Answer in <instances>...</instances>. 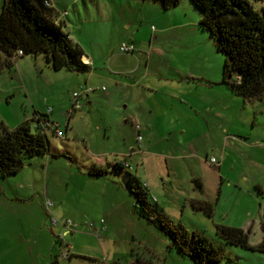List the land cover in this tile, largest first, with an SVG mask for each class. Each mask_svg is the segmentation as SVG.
I'll return each mask as SVG.
<instances>
[{
    "label": "rangeland",
    "instance_id": "374dc122",
    "mask_svg": "<svg viewBox=\"0 0 264 264\" xmlns=\"http://www.w3.org/2000/svg\"><path fill=\"white\" fill-rule=\"evenodd\" d=\"M253 4L260 10L264 0ZM56 7L57 21L92 68L54 70L38 54L19 56L0 71V125L12 129L29 120L34 129L35 110H52L61 135L46 129L51 151L68 154L26 158L18 173L0 177V228L41 230L19 243L13 262L194 264L137 211L128 170L148 185L173 225L221 247V264H264V250L216 233V224L239 227L250 217V244L264 237V92L244 100L222 83L225 56L199 26L201 11L192 0L170 10L152 0H57ZM123 43L133 51H121ZM146 88L154 90L149 97ZM74 92L82 93L80 109H72ZM116 162L129 167L88 174L92 164ZM193 200L214 202L213 216L194 209ZM49 234L50 245L43 239L42 247L32 245L43 254L34 256L30 241Z\"/></svg>",
    "mask_w": 264,
    "mask_h": 264
},
{
    "label": "trees",
    "instance_id": "16d2710c",
    "mask_svg": "<svg viewBox=\"0 0 264 264\" xmlns=\"http://www.w3.org/2000/svg\"><path fill=\"white\" fill-rule=\"evenodd\" d=\"M48 0H3L0 10V71L12 67L19 56L43 54L54 70L67 69L88 72L91 65L83 60L82 47L74 43L56 22V11L46 4ZM164 10H170L182 0H152ZM254 0H192L201 11L199 26L214 36L223 52L222 83L244 100L258 98L264 92V5L258 10ZM22 54L19 55L18 51ZM46 116L43 113H38ZM37 115V113H36ZM33 120V119H32ZM0 177L18 173L26 158L35 155L68 157L67 152H52L46 134L39 127L32 129L25 120L12 129L0 125ZM125 162L108 165L92 164L88 174L106 176L128 169ZM127 189L136 198L137 211L155 223L171 239L177 251L188 256L194 264H221L223 252L205 235L173 225L167 215L150 199L148 186L126 170ZM199 186L201 183L194 179ZM259 193L263 190L256 185ZM194 209L208 217L214 214V202L193 200ZM261 228L264 233V212ZM250 229L216 224V233L226 242L245 248L264 250V237L257 245L249 242ZM51 264H59L56 257Z\"/></svg>",
    "mask_w": 264,
    "mask_h": 264
},
{
    "label": "crops",
    "instance_id": "0c3cea01",
    "mask_svg": "<svg viewBox=\"0 0 264 264\" xmlns=\"http://www.w3.org/2000/svg\"><path fill=\"white\" fill-rule=\"evenodd\" d=\"M49 1V3H50V6L51 7H53L54 9H55V11L57 12V7H56V5H57V0H48ZM1 5H2V3H1ZM177 7V6H176ZM175 8V7H174ZM0 10H1V6H0ZM56 22H58L57 21V19H56ZM59 23V22H58ZM68 36H69V33H68ZM69 38L74 42V43H77V42H75L70 36H69ZM77 44H79V43H77ZM80 45V44H79ZM81 46V45H80ZM83 49V48H82ZM83 52H84V50H83ZM21 57V56H20ZM83 60L85 61V62H88L90 65H91V67H92V59H91V57H89V56H87V55H85V52H84V55H83ZM21 62V61H20ZM24 65H25V63H24V61H23V59H22V63H18V72H19V74H20V76L21 77H24V70H23V67H24ZM88 81V79H86V82ZM89 86H87L86 88H84L83 89V91L85 90V89H87ZM147 89V91L149 92H151V94L153 93V91L154 90H152L151 88H146ZM150 92H149V94H148V96L147 97H149L150 96ZM86 96H88V93L87 94H85ZM207 111H209V109L207 110ZM51 112H53L52 110H50L49 111V113H51ZM36 113H37V115H36ZM38 113H42V112H38V111H36L35 110V114H34V116H33V122H34V124L35 125H39L38 123V118H41V117H39V116H41V115H39ZM49 113H47L46 114V117H45V120L46 121H50V123L51 122H56V123H58L57 121H56V118L54 117V116H52V115H49ZM59 125V124H58ZM40 126V125H39ZM183 128V127H182ZM47 130H50L51 132H52V134H55V135H58V136H60L61 135V133L60 132H57V133H55V132H53L50 128L49 129H47ZM227 131V129L225 128V126H222V132H224V131ZM46 131V130H45ZM59 131H60V129H59ZM225 133V132H224ZM225 134H227V133H225ZM228 137H230V135L229 134H227V135H224V140H226ZM217 161V160H216ZM209 162V164H211V165H216L215 163H211L210 161H208ZM220 162H218V172L220 171V169H219V167H220ZM145 183V182H144ZM146 184V183H145ZM147 185V184H146ZM148 186V185H147ZM219 194H217V197H216V200L218 199V196ZM250 222H251V218L250 217H246L245 219H244V221L242 222V224H240L239 225V227H242L243 229H247V227H248V225L250 224ZM259 224H260V219H259ZM37 232H41V230L39 229V230H36ZM36 231H34V230H31V231H27V230H25V229H23L22 227H20V228H16V227H11V228H9V227H1L0 228V264H16V263H14L13 262V256L18 252L17 251V248L19 247L18 245H19V243L20 244H22V243H27V241H29L28 240V236H30V235H32V236H34L36 233ZM42 239H43V241H44V244L48 241V242H50L51 240H52V238H51V236H50V234L47 236V235H36V237L35 238H33L31 241H30V246L29 247H32V253L34 254V256H38V257H41L43 254H36V253H38V252H40V250L38 249V248H36V247H34V246H32V245H37L38 247H42V245H41V243H42ZM47 242V243H48ZM49 244V243H48ZM47 244V245H48ZM50 245V244H49ZM47 248V247H46ZM50 248V247H49ZM51 260L53 259V257H51L50 258ZM51 260H50V263H51ZM35 262V264H38V262L37 261H34Z\"/></svg>",
    "mask_w": 264,
    "mask_h": 264
},
{
    "label": "built area",
    "instance_id": "2783aa9c",
    "mask_svg": "<svg viewBox=\"0 0 264 264\" xmlns=\"http://www.w3.org/2000/svg\"><path fill=\"white\" fill-rule=\"evenodd\" d=\"M46 4H47V5H50L49 1H46ZM133 49H134V47H133L132 44H126V43H123V44L120 46V50L123 51V52H131V51H133ZM18 54L21 55V54H22V51L19 50V51H18ZM91 90H92V89H91L90 87H88L87 89H85L84 91H82V93L87 94V93H89ZM82 93H78V92H74V93H73V96H74V100H73V101H74V102H73V105H72V109H80V108L82 107V103H81L80 100H79V97H80V95H81ZM45 115H46V114H45ZM39 117H41V118H38V122H39L38 124H39L40 126L34 124L35 127H39L40 130H41L42 132H44V133H45V130H46V129H49V128H50L53 132H55V133L60 132V131H59V125H58V123H56V122H51V123H50V121H46V120H45V117H46V116H39ZM136 128L138 129L139 126H137ZM138 138L140 139V136H138ZM210 162H211V163H215V162H216V159L212 157V158H210ZM125 166H128V164L125 163ZM144 184H145V183H144ZM145 185H146V184H145ZM45 204H46V207H50V206L52 205V202L49 201V200H46ZM51 222H52V223H56V219L53 218V217H51Z\"/></svg>",
    "mask_w": 264,
    "mask_h": 264
}]
</instances>
